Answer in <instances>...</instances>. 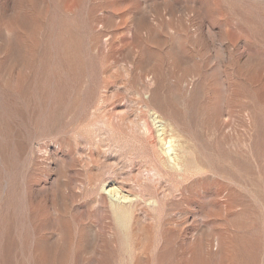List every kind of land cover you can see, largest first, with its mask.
Here are the masks:
<instances>
[{
    "label": "rangeland",
    "instance_id": "374dc122",
    "mask_svg": "<svg viewBox=\"0 0 264 264\" xmlns=\"http://www.w3.org/2000/svg\"><path fill=\"white\" fill-rule=\"evenodd\" d=\"M0 264H264V0H0Z\"/></svg>",
    "mask_w": 264,
    "mask_h": 264
},
{
    "label": "bare ground",
    "instance_id": "6f19581e",
    "mask_svg": "<svg viewBox=\"0 0 264 264\" xmlns=\"http://www.w3.org/2000/svg\"><path fill=\"white\" fill-rule=\"evenodd\" d=\"M145 107V106H144ZM154 113V112H153ZM149 115V114H148ZM151 116V114H150ZM153 123H154V126L156 128V133H157V138L159 139V142H160V146H159V150H157V155L156 156H153L151 158V162L152 163H158L160 162L163 166H166V167H170V169L174 172H177L176 171V167L178 165L177 163V156H173V152L174 151V148H175V144L173 145V141L171 139H167L166 142H165V139H164V136L166 135V127L165 125L160 121V119H158V117L154 114L153 115ZM151 118V117H150ZM144 122V121H143ZM143 124V123H142ZM167 124V123H166ZM168 124H170L168 122ZM146 125V124H145ZM149 125V124H148ZM140 126V125H139ZM170 126V125H169ZM134 127V126H133ZM147 127V125H146ZM175 127V126H174ZM135 128V127H134ZM147 129V128H146ZM98 130V129H97ZM169 132V131H168ZM170 135V134H168ZM143 136L144 138H146L147 140H149V137L146 135V133L144 132L143 133ZM171 136V135H170ZM166 137V136H165ZM175 138V137H174ZM106 146V145H104ZM174 146V147H173ZM178 146V145H177ZM116 158V156H115ZM118 158V157H117ZM114 161V160H113ZM126 163V162H125ZM115 163L113 162V165ZM178 169L180 167H177ZM114 169V168H113ZM119 170V168H117ZM112 170V169H111ZM118 170H115V171H118ZM121 171V170H120ZM165 171V170H164ZM112 172V171H110ZM182 172V171H181ZM118 174V172H116ZM125 174V172H123ZM113 174V173H112ZM115 174V175H117ZM122 174V173H121ZM160 171L157 170V168L155 167H150L149 169L147 168H143L142 170L139 171V177L141 178V180L143 181V183L145 181H152V183L154 184L155 182V179L156 178H159L161 179L160 177ZM166 174V173H165ZM114 175V174H113ZM168 176V174H167ZM185 176V175H184ZM170 177V176H169ZM177 178V176H175ZM113 178V177H111ZM115 178V177H114ZM175 178V179H176ZM182 178V177H181ZM125 179V177H124ZM116 180V179H114ZM120 180V179H119ZM122 180V179H121ZM126 180H129V178H127ZM132 180V179H131ZM157 180V179H156ZM182 180V179H181ZM117 181V180H116ZM154 181V182H153ZM119 182V181H118ZM158 182V180H157ZM98 183V182H97ZM156 183V182H155ZM110 184V183H109ZM108 184V185H109ZM120 184V183H119ZM130 184V183H129ZM123 185V184H122ZM126 185V184H124ZM95 186V185H94ZM101 187H103L104 185H100ZM127 186V185H126ZM134 186V185H133ZM132 187V185L130 186V188ZM137 187V186H136ZM139 187V186H138ZM129 188V187H127ZM105 189V188H104ZM108 189V190H107ZM138 190V189H137ZM123 188L120 186H112L110 188H106V191H105V195H107L109 197V201H110V204H111V208L112 210L110 211L111 214H112V217H113V220L115 222H117V224L119 225V227L121 228H126L128 227V224H129V221H130V218L132 216V210L137 206V207H140L138 205H141L140 204V200L143 199L142 196L140 195H135L133 196L131 193L127 192L126 195H122L123 192ZM136 191V189H135ZM134 192V191H133ZM132 192V193H133ZM99 196V195H98ZM146 197V196H144ZM149 197H152V196H149ZM154 197V196H153ZM163 197V196H162ZM166 198V197H165ZM159 199V198H158ZM94 201V199H93ZM108 201V202H109ZM159 201V200H158ZM144 203V202H143ZM157 204V202H155ZM160 203V202H158ZM164 203V202H163ZM145 205V204H144ZM158 206V204H157ZM104 207V206H103ZM107 208V207H105ZM145 208V207H144ZM161 208V207H160ZM109 210V209H108ZM149 210V209H148Z\"/></svg>",
    "mask_w": 264,
    "mask_h": 264
}]
</instances>
